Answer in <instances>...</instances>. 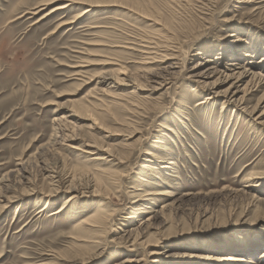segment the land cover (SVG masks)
Instances as JSON below:
<instances>
[{
    "label": "rangeland",
    "instance_id": "rangeland-1",
    "mask_svg": "<svg viewBox=\"0 0 264 264\" xmlns=\"http://www.w3.org/2000/svg\"><path fill=\"white\" fill-rule=\"evenodd\" d=\"M46 1L0 0V264H264V86L191 77L264 75V0Z\"/></svg>",
    "mask_w": 264,
    "mask_h": 264
},
{
    "label": "bare ground",
    "instance_id": "bare-ground-1",
    "mask_svg": "<svg viewBox=\"0 0 264 264\" xmlns=\"http://www.w3.org/2000/svg\"><path fill=\"white\" fill-rule=\"evenodd\" d=\"M57 0H50V1H46L44 3H42L41 5L45 6V5H50L52 4V2H55ZM70 1V0H69ZM68 1V2H69ZM74 1V0H73ZM113 4V3H112ZM70 5V4H69ZM67 7V4H63V5H59V6H56L54 7L51 11H49L48 13H46L44 16H47L48 14L54 12V11H57V10H60V9H64ZM44 7H40L39 10H43ZM90 8H85L83 11L79 12L75 18L78 19L79 17H81L82 15L84 14H87L90 10ZM37 12H39L37 10ZM36 12V14H37ZM43 16V17H44ZM70 22H73L70 21ZM67 23V22H66ZM64 24V22L62 23ZM168 59V58H167ZM239 59H236L235 61H231L229 63H223V68H218L217 66L215 65H211L212 63L211 62H214L212 60V58H207L205 59L204 62H201L199 61L198 62V65H196L194 67V70L191 72V77H193L194 79H196L195 81H197L198 83H201V84H204V85H207V84H210L209 80L211 78H213L214 76L218 75V74H221L222 76H224V81L227 80V81H230V79H233L236 77V80L234 83H232V85L230 86V90L229 92H227V95L225 96L227 98V101L228 102H237V101H241L244 102L246 101L245 97L241 98V99H237V92H239V86L241 83H243L244 79L247 78L248 76H252L254 78H258L260 79L262 85L264 86V75L262 73V71H259V72H254L252 69L253 67H249L247 65H242L241 61H238ZM251 64L253 63L252 61H249ZM173 64L172 62L170 61H166V66H163L161 67L163 71H167V70H171L173 69ZM169 65V66H168ZM246 66V67H245ZM161 72H159L158 74H160ZM166 73V72H165ZM168 73V71H167ZM151 75L154 74V72L152 73H149ZM148 75V74H147ZM157 75V74H156ZM161 75V74H160ZM164 76V75H163ZM162 76V77H163ZM158 77V76H157ZM152 78V77H151ZM218 83V82H217ZM216 82L212 83L213 84V87L215 86V84H217ZM251 84V82H250ZM235 89V91H234ZM228 90V89H227ZM217 95H223V94H220L215 92V95L213 93L209 94L207 96V99L206 100H213L215 97L214 96H217ZM242 104V103H241ZM261 105V104H260ZM241 106V105H239ZM64 132V131H63ZM73 134V133H72ZM97 154V153H96ZM149 154H154L152 152H149ZM25 158V157H24ZM165 166L168 167V168H171L170 167V164H175V162L173 160H169ZM23 167V166H22ZM173 169V168H172ZM20 176V175H19ZM258 178V177H257ZM6 190V189H5ZM153 193L149 192L146 194V196H150L152 195ZM51 195V194H50ZM236 197V196H235ZM5 198V197H4ZM46 198V197H45ZM75 198V197H68L66 203L63 205V208H66L67 206V203L70 204L69 202L72 201V199ZM148 200V199H147ZM153 216H150L149 218L145 219L144 220V224H146L147 226L150 224V219L152 218ZM85 223V222H84Z\"/></svg>",
    "mask_w": 264,
    "mask_h": 264
}]
</instances>
